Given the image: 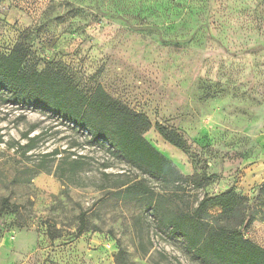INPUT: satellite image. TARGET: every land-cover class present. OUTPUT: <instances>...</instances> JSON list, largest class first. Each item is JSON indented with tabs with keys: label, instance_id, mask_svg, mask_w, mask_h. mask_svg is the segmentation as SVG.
Returning a JSON list of instances; mask_svg holds the SVG:
<instances>
[{
	"label": "rangeland",
	"instance_id": "rangeland-1",
	"mask_svg": "<svg viewBox=\"0 0 264 264\" xmlns=\"http://www.w3.org/2000/svg\"><path fill=\"white\" fill-rule=\"evenodd\" d=\"M18 42L30 49L26 70L53 68L87 95L101 85L149 118L144 138L183 176L209 178L172 209L233 189L253 209L242 232L264 249V0H0V54ZM5 98L0 208L8 199L18 213L0 217V264H117L120 249L136 264H195L144 204L116 193L134 180L157 193L169 186L63 119ZM155 124L180 132L189 150ZM26 136L32 148H20Z\"/></svg>",
	"mask_w": 264,
	"mask_h": 264
},
{
	"label": "trees",
	"instance_id": "trees-1",
	"mask_svg": "<svg viewBox=\"0 0 264 264\" xmlns=\"http://www.w3.org/2000/svg\"><path fill=\"white\" fill-rule=\"evenodd\" d=\"M29 58L30 49L23 42L16 43L8 54H0V95L5 96L9 104L40 110L63 119L87 133L92 143L108 148L143 175L169 186L170 189L164 193H157L144 180H134L118 186L116 193L124 195V199L144 204L156 225L168 230L183 244L191 263L264 264V249L246 239L241 230L246 218L250 217L251 222L253 216V209L247 211L244 205L246 197L228 189L216 196L205 195L196 206H189L186 210L172 209L175 199L187 193L186 189L203 188L209 178L206 175L183 176L169 159L158 152L144 138V134L153 127L145 114L113 99L101 85L87 95L72 78L53 68L26 70ZM154 127L172 147L184 152L189 150L187 141L177 130L160 124ZM26 138L29 139L27 144L20 148L33 147L35 138ZM69 165L74 172L82 167L78 160ZM260 194L264 196V184ZM213 208L220 211L211 213ZM15 213H18V208L8 199H2L0 217ZM80 222L78 236L88 231L85 213L81 214ZM50 236L56 239L51 232ZM137 250L143 255L148 253L143 242L138 244ZM116 263L136 264L123 249L119 250Z\"/></svg>",
	"mask_w": 264,
	"mask_h": 264
}]
</instances>
